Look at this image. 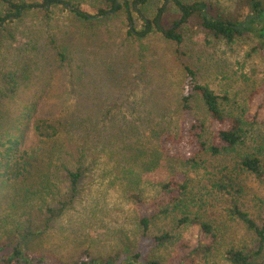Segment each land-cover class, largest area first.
<instances>
[{
  "label": "rangeland",
  "instance_id": "rangeland-1",
  "mask_svg": "<svg viewBox=\"0 0 264 264\" xmlns=\"http://www.w3.org/2000/svg\"><path fill=\"white\" fill-rule=\"evenodd\" d=\"M204 1L235 15L247 10H238L239 0ZM160 4L152 0L132 9L130 23L124 8L112 10L104 0H63L49 17L36 9L0 26V141L16 137L22 148L38 154L31 162L35 179L53 180L65 194L69 184L66 168L76 170L81 164L88 168L75 203L66 204L62 221L52 230L50 248L62 253L66 263L77 260L84 249L106 257L123 244L166 260L172 256V244L159 250L144 245L136 225V202L129 198L133 192L150 200L158 193L156 183L171 176L163 165L144 172L143 156L133 157L138 151H126L123 160L116 150L137 137L149 146L151 141V148L157 147L158 133L168 123L179 132L185 117L179 106L184 65L192 67L199 82L208 84L221 98L226 96L229 103L251 104V112L259 106V120L264 119V106L255 103L256 98H264V57L254 41L241 39L229 48L191 25L184 29L179 46L158 31L138 40L128 37L129 27L140 30L144 25L141 16L150 17ZM75 7L95 19L77 18L71 11ZM100 9L107 14L100 16ZM165 117L168 121L163 122ZM41 120L57 128L52 140L35 134L34 126ZM153 125L157 134L150 131ZM202 159L201 170L189 175L201 198L193 211L200 207L203 218L220 227L226 244L253 249L252 235L222 214L229 198L210 188L209 179L220 175L217 171L225 162L209 155ZM129 170L137 171L139 186H127L136 175ZM168 170L170 173L171 168ZM238 183L244 189L241 203L261 224L264 181L244 175ZM4 193L0 184V198ZM60 206L58 203L57 208ZM2 207L0 199V210ZM170 226L168 221L154 223L150 235ZM185 235L196 243L199 232L187 230ZM222 252L217 245L208 261L201 255L192 264H230ZM259 261L264 264V254Z\"/></svg>",
  "mask_w": 264,
  "mask_h": 264
},
{
  "label": "trees",
  "instance_id": "trees-1",
  "mask_svg": "<svg viewBox=\"0 0 264 264\" xmlns=\"http://www.w3.org/2000/svg\"><path fill=\"white\" fill-rule=\"evenodd\" d=\"M104 1L112 10L124 8L126 18L131 23L132 9L146 6L152 0H123L121 5L115 0ZM159 1L161 4L154 14L141 16L144 25L140 30L129 27V38L138 40L158 31L165 39L179 46L184 41V29L191 25L198 26L209 38L229 48H233L241 39H250L264 57V0H239L238 10L247 8L244 15L223 11L204 0ZM0 4V26H3L1 24L19 19L36 9L44 11L49 17L57 6L63 4V0H0ZM71 11L86 22L96 17L78 7ZM107 12L100 9L98 13L101 16ZM253 94L249 96L251 103L255 98ZM229 102L226 96L221 98L208 84L199 82L196 71L184 65L179 106L185 117L180 122L179 132H174L177 129L171 128L168 123L169 127L161 134L154 131L153 125L150 131L159 135L157 147L151 148V141L149 146L141 137H137L116 150L123 160L126 151H138L133 157L143 156L141 164L144 172L163 165L171 176L156 183L158 193L150 200L139 193L135 195L132 192L129 196L136 202V225L141 229L144 245L157 250L174 245L173 254L168 260L145 249L132 251L123 244L106 257L93 255L90 249H84L74 262H64L61 258L63 254L50 248L54 235L52 230L57 222L62 221L66 204L75 203L82 177L88 168L82 164L76 170L66 168L69 184L65 194L53 180L35 179L31 162L39 157L38 154L22 148L16 137L0 141V184L5 190L0 198L4 204L0 210V264H192L201 255L208 261L217 245L223 248L222 254L230 264H261L264 215L260 224L244 208V203H241L244 189L238 180L241 176L250 175L264 181V119L259 120V106L251 112V104L244 107ZM255 103L264 106V98H256ZM164 119L168 121L165 117L163 122ZM34 131L45 140H52L58 132L55 125L44 120L35 124ZM203 155L225 162L217 171L220 175L209 179L210 188L220 196L229 198L222 214L252 235L253 249L234 243L226 244L221 239L220 227L205 220L200 214V207L193 211L201 198L191 186L189 175L201 170ZM175 161L179 162L178 167H175ZM167 167L171 168L170 173ZM129 172L136 175L127 186H139L141 181L137 171ZM53 203H56V207ZM58 203L61 204L59 208ZM167 221L171 224L170 229L165 228L150 235L154 223ZM194 229L199 232L196 243L185 235L187 230L192 232Z\"/></svg>",
  "mask_w": 264,
  "mask_h": 264
}]
</instances>
